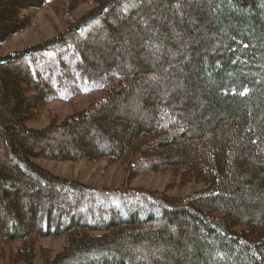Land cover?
<instances>
[{"label":"trees","instance_id":"1","mask_svg":"<svg viewBox=\"0 0 264 264\" xmlns=\"http://www.w3.org/2000/svg\"><path fill=\"white\" fill-rule=\"evenodd\" d=\"M52 1L65 29L0 56V264H33L37 241L59 236L43 264H264V0ZM45 2L0 0V45ZM33 159H105L205 187L93 188Z\"/></svg>","mask_w":264,"mask_h":264},{"label":"rangeland","instance_id":"2","mask_svg":"<svg viewBox=\"0 0 264 264\" xmlns=\"http://www.w3.org/2000/svg\"><path fill=\"white\" fill-rule=\"evenodd\" d=\"M91 5L90 3H81L72 12L73 17L78 18ZM27 13L31 15L32 19L30 26L1 44L0 56L49 39L66 27L61 21L58 9L52 0H46L41 8ZM99 95L100 93L96 92L80 96L75 99L73 104L64 100H54L41 109L37 117L28 122L27 125L30 128L40 129L47 126L52 118L61 121L74 111L85 108L92 99ZM33 162L56 176L76 180L93 188L119 189L125 184L131 188L157 191L170 196H186L205 187L204 184L195 181L180 183V177L171 171L139 174L130 177L127 175L125 165L119 162L109 163L105 159L91 162H56L46 159H33ZM66 243L67 239L64 236L39 239L36 243V257L33 259V264H43L39 253L40 249L46 251L48 258L51 259L62 250ZM15 246L16 244L6 247V255L10 248H15ZM4 264H9L8 260L5 259Z\"/></svg>","mask_w":264,"mask_h":264},{"label":"snow or ice","instance_id":"3","mask_svg":"<svg viewBox=\"0 0 264 264\" xmlns=\"http://www.w3.org/2000/svg\"><path fill=\"white\" fill-rule=\"evenodd\" d=\"M243 94V93H242Z\"/></svg>","mask_w":264,"mask_h":264}]
</instances>
